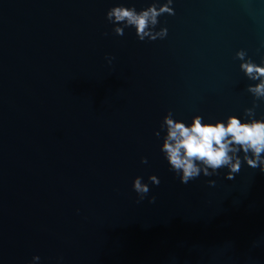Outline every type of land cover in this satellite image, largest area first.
<instances>
[{"label": "water", "instance_id": "1", "mask_svg": "<svg viewBox=\"0 0 264 264\" xmlns=\"http://www.w3.org/2000/svg\"><path fill=\"white\" fill-rule=\"evenodd\" d=\"M152 3L0 0V264H264V172L183 184L160 127L264 120L236 58L264 59V0H173L154 41L106 19Z\"/></svg>", "mask_w": 264, "mask_h": 264}, {"label": "clouds", "instance_id": "2", "mask_svg": "<svg viewBox=\"0 0 264 264\" xmlns=\"http://www.w3.org/2000/svg\"><path fill=\"white\" fill-rule=\"evenodd\" d=\"M158 4L159 0H153L150 6L139 11L135 7L114 6L108 10L106 19L114 25L113 31L117 35L122 36L124 28L134 27L140 41L146 38L153 41L157 38L164 39L168 33L167 28H160L159 31L155 29L161 15L174 14V9L170 7L173 0H165L159 7ZM236 58L242 61L240 69L245 76L257 81L254 85H249L247 91L256 100L264 99V59L257 64L247 57L244 50L237 51ZM255 106L254 104L253 108L245 109V115L251 118L245 122L235 115H229L226 121L217 120L211 123L204 122L202 116L195 115L191 123L186 124L182 120L174 119L172 111L164 116L160 127L162 130L166 129V135L163 137L161 152L170 170L179 177L181 183L187 184L197 179L201 173L204 176L217 175L221 168L229 170L226 179H234V174L241 169V151L244 154L243 161L249 167H258L264 172V120L253 118ZM155 135L159 137L160 132ZM141 162L146 163L147 159L142 157ZM142 179L138 176L133 181V190L140 200L150 190ZM149 180L155 185L160 183L155 175L150 176ZM207 183L210 186L215 185L214 180ZM154 200L155 197H152L150 202ZM38 260V256L33 257V261Z\"/></svg>", "mask_w": 264, "mask_h": 264}]
</instances>
